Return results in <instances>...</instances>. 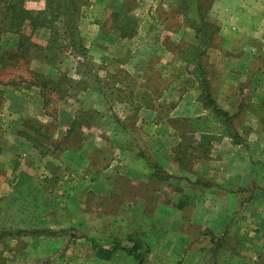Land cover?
I'll list each match as a JSON object with an SVG mask.
<instances>
[{
	"label": "rangeland",
	"instance_id": "1",
	"mask_svg": "<svg viewBox=\"0 0 264 264\" xmlns=\"http://www.w3.org/2000/svg\"><path fill=\"white\" fill-rule=\"evenodd\" d=\"M233 5L0 0V52L9 53L0 70V232L24 231L0 238V264H264V2H257L253 29L235 27L240 38L224 29L233 26L225 18ZM200 13L207 25L197 23ZM200 79L206 90L201 82L194 87ZM166 87L167 104L184 93L208 100L198 126L176 122L185 136L168 150L144 124L158 117L144 108L151 92ZM25 93L42 113L16 119L4 107L7 97L18 107ZM81 106L74 120L83 122L55 125L59 108L66 123ZM10 131L33 149L10 157ZM210 145L220 152L213 163ZM243 151L249 184L244 194L235 188L229 209L214 219L211 208L195 206V182L177 176L194 179L212 165L224 172L227 162L236 169ZM137 168L151 174L135 175ZM94 240L140 241L142 259L122 249L101 259Z\"/></svg>",
	"mask_w": 264,
	"mask_h": 264
},
{
	"label": "crops",
	"instance_id": "2",
	"mask_svg": "<svg viewBox=\"0 0 264 264\" xmlns=\"http://www.w3.org/2000/svg\"><path fill=\"white\" fill-rule=\"evenodd\" d=\"M230 1L233 2L234 5L226 8L227 12H226L225 18L227 19L234 18V22L232 23L233 26H228V24L230 25V22H228L227 26L224 29L226 31L232 32L235 35H238V37L240 38L241 37L240 34H244L243 30L242 31L238 30L239 32H236L235 27H238V29H242L241 27H244V29H246L245 27H249L253 29V27H255L256 23L254 19L260 18L261 13L255 15L254 12L257 6V2H260L261 0H224V2L225 3L227 2V4ZM262 1L264 2V0ZM249 21H252V22L249 23ZM250 31H253V30H250ZM249 34L252 35L251 33ZM254 35L255 34H253L252 36L254 37ZM249 41L251 42V40ZM249 44L248 46H250ZM250 49H251V46L247 49L245 48V51H248ZM246 63L249 64L250 63L249 60H246ZM181 78L183 79V76ZM192 83L194 84V87H196L198 82L192 81ZM80 93L83 94V91ZM166 93L170 95L171 93L170 87H166V89H164V91H162L161 94L159 93L156 94L155 92H151L152 101L150 102L149 106H144V108H147V110L151 111L152 115H157L158 117L144 119L145 121L144 124L149 127L152 126L150 127L151 137L156 141V144H158L160 148H167L166 150H168L171 148L175 149L177 146L180 147L182 145V138L185 136V132L176 127V122L181 121V122H184V124L186 122L184 126H198L197 122L195 121H197L198 118H201L202 120L204 119L205 113H206V106L201 101L200 97L197 96L196 98L195 97L187 98L186 93L180 96L179 102L175 101V102H172V104H167L168 102L166 103V101L164 100L166 99L165 98ZM17 97L19 98L18 107H14L12 105V102L16 100L17 98L12 100L10 99V97H7L8 102L4 106L6 107V109L9 108L10 110L11 109L16 110V112L12 114L14 117H16V119L17 118L23 119V117L24 118L32 117L35 115L38 116L40 113H42L41 104H37L36 102L35 104L30 103L31 101L29 98L31 97L33 98V100H35L36 99L35 97L28 96L29 98H26V93L24 94V96L23 94H20ZM79 97L80 99H82L81 105H83L84 102L86 101L85 100L86 96L83 97L81 96V94H79ZM136 107H140V106L136 105ZM82 109H83V106L76 107L70 110L67 114L68 119H70L69 122L62 123L60 119V114H59L60 108H59L58 113L55 117V121L57 123L55 125L56 126H63V125L64 126H74V124L80 121L83 122L84 120H80V119H79L80 121L74 120L76 119L74 115L75 111H80ZM82 114L84 113L82 112ZM98 114H99L98 118L100 120L102 113H98ZM50 119H53V118H50ZM11 122L13 124H10V126H13L14 122L13 121ZM98 123L100 125L101 121ZM81 124L82 126L85 125L84 123H81ZM101 126H104V125H101ZM13 131H14V128H12V133ZM12 133L11 131L9 132V136L7 137L8 141L6 142V147L4 149L5 152H7L10 155V157L15 156V155L17 156L19 153H23L21 151L22 148L23 149H27V148L33 149L32 145L27 140L25 141L19 135L12 134ZM194 133H197V132H194ZM186 134H189V133L186 132ZM20 142H24L26 144H22ZM234 147H239V148L244 147L243 142L235 143ZM210 150H211V153L209 154V156L212 160L211 162L212 163L216 162V161H213V157H216L215 155L217 153H220L219 150L217 149V146L210 145ZM232 150H233L232 156L231 157L228 156L230 158L229 159L230 161L236 160V158L234 157L237 155V154H234V149ZM242 153H243V156L241 155L242 163L240 164V166L238 165L236 169L234 168V166H230L231 164L227 162L226 170H224V172L219 171L218 167H216L217 165H212L209 172H206L203 174L200 173L194 179L190 178L188 174L181 173V174H178L177 176L179 179L186 180L191 183L195 182L197 186L194 185L195 187L191 188L192 189L190 191L191 193H189V190H188V193L192 195V196L190 195L191 197H194V204L200 210L201 209L203 210L204 209L203 207L211 208V210L215 212L214 215L216 218L214 219H217V217H219V210L221 208L222 209L220 211L222 210L226 211L229 209L228 205L229 203L232 202L234 189L240 188V191H242V193L240 194H244L245 190L243 189L244 187H247L245 185L249 184L247 180L251 178L250 164H249L250 162L249 160H246L248 159V156L245 154V152L243 151ZM241 156L238 155V157H241ZM245 156H246V159H245ZM138 158H140L139 155H138ZM162 159L164 161L165 157H162ZM170 160L172 161V159H169V161ZM136 173L137 174L135 175L139 176L140 174V177H143V176L149 177V174H151V171L148 172L147 170L146 172L145 171L142 172L141 170L138 171V168H137ZM145 173H148V174L146 175ZM168 178L170 179L171 177L168 176ZM220 179L222 182H219ZM234 184L236 185V187H233ZM245 201L246 200L244 198L243 203L246 204ZM179 203H184V202L180 201ZM228 226L229 225H225V227H228Z\"/></svg>",
	"mask_w": 264,
	"mask_h": 264
},
{
	"label": "trees",
	"instance_id": "3",
	"mask_svg": "<svg viewBox=\"0 0 264 264\" xmlns=\"http://www.w3.org/2000/svg\"><path fill=\"white\" fill-rule=\"evenodd\" d=\"M198 12H200L199 8H198ZM59 13L60 12H57V14H59ZM53 16H55V15H53ZM199 18L200 19L197 22L198 24H200V25L202 24L203 26L207 25V22L204 21V18L201 16V13H200ZM4 25H5L4 19H0V30L4 27ZM208 33H211V32H207L204 30L205 36L211 35ZM208 40L209 39L205 38L206 42ZM74 44H76V43L74 42ZM78 47L81 48V45L79 44ZM6 55H8V57H9V53L7 51H1L0 52V70L7 65L6 60H5V59H7ZM194 82H198V83L201 82V84H202L204 81H202V79H200L199 81L194 80ZM202 90H206L205 85H203V84H202ZM200 99L204 103V105L207 106L208 100L204 99L201 96H200ZM22 232H24L22 229L21 230L17 229V230H15V232H14V230H4V231L0 232V238L4 237L6 235H18L19 233H22ZM91 247L94 250L95 255L101 259L111 258V256L116 252L117 249H122V250L126 251L127 253H133L134 255L139 257L141 251H139L138 249L142 247V243L140 241H137L136 243L132 244L131 246H123V245L119 244L118 242H113L112 244L108 245V244H103L99 241L94 240L92 242ZM141 259L142 258L139 257V260H141ZM256 263L258 264V262H256Z\"/></svg>",
	"mask_w": 264,
	"mask_h": 264
}]
</instances>
